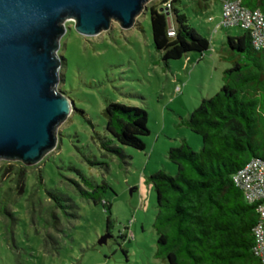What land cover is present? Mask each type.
Instances as JSON below:
<instances>
[{
	"label": "rangeland",
	"instance_id": "1",
	"mask_svg": "<svg viewBox=\"0 0 264 264\" xmlns=\"http://www.w3.org/2000/svg\"><path fill=\"white\" fill-rule=\"evenodd\" d=\"M151 6L164 5L160 0L147 3V11L128 30L112 22L108 31L85 37L74 30L72 20L64 23L58 90L73 110L57 128L55 148L39 163L0 160V204L6 202L9 213L0 212V264H167L155 257L156 196L148 179L159 171L176 174L168 159L171 148L185 142L200 150V137L185 122L202 99L221 88L222 72L230 67L222 60L223 49L227 36L238 30L216 28L218 0H179L177 7L209 41V49L165 64L152 44ZM111 103L147 113L143 151L122 147L118 157L101 149L100 138L111 139L104 131ZM76 171L109 185V212L79 198ZM49 193L67 199L70 208L65 213L55 208ZM9 222L13 226L7 236ZM106 234L110 237L100 243Z\"/></svg>",
	"mask_w": 264,
	"mask_h": 264
},
{
	"label": "trees",
	"instance_id": "2",
	"mask_svg": "<svg viewBox=\"0 0 264 264\" xmlns=\"http://www.w3.org/2000/svg\"><path fill=\"white\" fill-rule=\"evenodd\" d=\"M160 1L162 8L151 6L148 12L152 44L161 60L167 64L189 53L203 55L209 41L190 26L177 7L179 0ZM238 1L264 15V0ZM236 30L235 36H227L223 49L222 60L230 67L222 72L221 88L202 99L185 122L200 137V150L193 151L185 142L171 148L168 159L176 165V174L159 171L148 179L156 196L155 257L167 264H262L253 251L257 205L245 200L233 177L251 159L264 161V51L253 48L247 32ZM104 119V131L111 139L100 138L102 150L119 157L122 147L145 149L142 138L149 130L143 109L111 103ZM75 173L79 198L109 212L105 199L109 185ZM49 196L63 213L70 208L62 196ZM6 207L1 203L0 212L9 215ZM12 226L6 225L7 236ZM111 228L108 216L106 232Z\"/></svg>",
	"mask_w": 264,
	"mask_h": 264
},
{
	"label": "water",
	"instance_id": "3",
	"mask_svg": "<svg viewBox=\"0 0 264 264\" xmlns=\"http://www.w3.org/2000/svg\"><path fill=\"white\" fill-rule=\"evenodd\" d=\"M150 1L0 0V160L39 163L73 110L58 90L64 23L72 20L85 37L108 31L112 22L128 30Z\"/></svg>",
	"mask_w": 264,
	"mask_h": 264
},
{
	"label": "built area",
	"instance_id": "4",
	"mask_svg": "<svg viewBox=\"0 0 264 264\" xmlns=\"http://www.w3.org/2000/svg\"><path fill=\"white\" fill-rule=\"evenodd\" d=\"M168 7V6H167ZM216 28L239 29L247 32L252 46L264 51V15L259 10H249L238 0H223ZM209 22L213 18H208ZM174 33L169 30L168 35ZM233 182L250 204L257 205L258 221L253 230L254 254L264 264V161L251 159L236 175Z\"/></svg>",
	"mask_w": 264,
	"mask_h": 264
},
{
	"label": "crops",
	"instance_id": "5",
	"mask_svg": "<svg viewBox=\"0 0 264 264\" xmlns=\"http://www.w3.org/2000/svg\"><path fill=\"white\" fill-rule=\"evenodd\" d=\"M218 1H219V3L221 4V1H222V0H218ZM219 15H220V14H219Z\"/></svg>",
	"mask_w": 264,
	"mask_h": 264
}]
</instances>
